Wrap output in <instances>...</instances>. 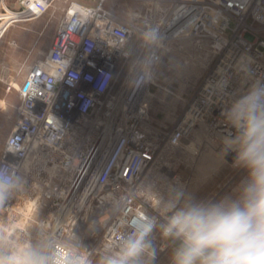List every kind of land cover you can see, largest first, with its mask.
<instances>
[{
  "label": "built area",
  "instance_id": "built-area-1",
  "mask_svg": "<svg viewBox=\"0 0 264 264\" xmlns=\"http://www.w3.org/2000/svg\"><path fill=\"white\" fill-rule=\"evenodd\" d=\"M57 1L3 6L0 40ZM104 1L68 0L50 51L29 71L0 164V173L19 178L4 211L15 240L42 242L57 262L106 264L133 225L154 221L158 263L173 245L161 236L164 210L152 183L178 150L197 156L202 144L236 134L228 112L264 84V0H129L146 8L135 22ZM176 42L205 51L209 64L185 110L164 126L150 98L157 66ZM171 181L185 182L177 174Z\"/></svg>",
  "mask_w": 264,
  "mask_h": 264
},
{
  "label": "clouds",
  "instance_id": "clouds-1",
  "mask_svg": "<svg viewBox=\"0 0 264 264\" xmlns=\"http://www.w3.org/2000/svg\"><path fill=\"white\" fill-rule=\"evenodd\" d=\"M237 136L227 141L236 152L235 166L245 175L225 195L196 198L178 191L165 207L163 239L173 245L170 264H264V84L255 83L228 112ZM19 183L0 173V205ZM134 235L106 264H155L157 249L150 238L154 221L132 226ZM0 264H87L53 259L40 241L9 243L0 238Z\"/></svg>",
  "mask_w": 264,
  "mask_h": 264
},
{
  "label": "rangeland",
  "instance_id": "rangeland-1",
  "mask_svg": "<svg viewBox=\"0 0 264 264\" xmlns=\"http://www.w3.org/2000/svg\"><path fill=\"white\" fill-rule=\"evenodd\" d=\"M19 1L0 0V13H4L3 6L11 11L19 10ZM67 1L58 0L47 13L33 21L14 23L0 40V164L4 143L18 119L21 88L33 65L43 60L50 51ZM82 1L94 6L99 0ZM104 6L116 13L120 20L133 22L136 21L135 16L146 9L143 2L129 0H105ZM164 6L169 7L168 4ZM208 64L207 53L190 42H176L167 46L157 66L156 86L150 98L151 114L159 124L171 126L185 110ZM185 148L176 152L168 162L169 168L159 170L152 183L154 187L150 188L160 196L162 210L178 191L198 199L210 196L219 198L246 174L235 166L236 152L227 147L224 139L216 144H202L197 156ZM174 174L183 178V185H173L171 177ZM163 217H159V225L165 222ZM29 231L33 233L34 228H29ZM16 234L14 218L4 211V204L0 205V238L9 243L26 241L25 238L15 240ZM171 251L155 264H170Z\"/></svg>",
  "mask_w": 264,
  "mask_h": 264
},
{
  "label": "bare ground",
  "instance_id": "bare-ground-1",
  "mask_svg": "<svg viewBox=\"0 0 264 264\" xmlns=\"http://www.w3.org/2000/svg\"><path fill=\"white\" fill-rule=\"evenodd\" d=\"M237 134H238V133H236V134H234V135H232V136L225 137V138H223V139H224L225 142L227 143V141L234 139V138L237 136Z\"/></svg>",
  "mask_w": 264,
  "mask_h": 264
}]
</instances>
